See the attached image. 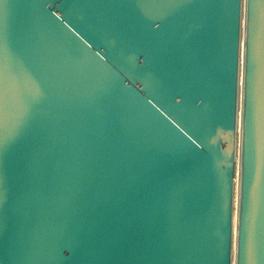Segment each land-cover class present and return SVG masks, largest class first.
<instances>
[{
  "label": "water",
  "instance_id": "obj_1",
  "mask_svg": "<svg viewBox=\"0 0 264 264\" xmlns=\"http://www.w3.org/2000/svg\"><path fill=\"white\" fill-rule=\"evenodd\" d=\"M0 264H264V0H0Z\"/></svg>",
  "mask_w": 264,
  "mask_h": 264
}]
</instances>
